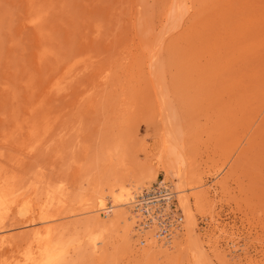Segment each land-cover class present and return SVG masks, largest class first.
<instances>
[{
    "label": "rangeland",
    "instance_id": "374dc122",
    "mask_svg": "<svg viewBox=\"0 0 264 264\" xmlns=\"http://www.w3.org/2000/svg\"><path fill=\"white\" fill-rule=\"evenodd\" d=\"M184 1L0 0V183L61 198L57 264H264V0ZM120 185L172 199L115 224ZM10 213L0 264L35 246Z\"/></svg>",
    "mask_w": 264,
    "mask_h": 264
},
{
    "label": "bare ground",
    "instance_id": "6f19581e",
    "mask_svg": "<svg viewBox=\"0 0 264 264\" xmlns=\"http://www.w3.org/2000/svg\"><path fill=\"white\" fill-rule=\"evenodd\" d=\"M181 1H184V0H174L175 5H176L178 10L180 9L181 4L183 3V2L181 3ZM163 38H164V36H163ZM155 54L153 55V57L155 56ZM157 54H159V53H157ZM177 162L180 166L184 165V160L182 157H177ZM178 171H180V170H178ZM182 173H183V170L180 172L176 171L173 176L176 179L175 182H176V186L178 189L177 194L179 195V202H180L179 204H181L182 213H183L185 219L187 220L188 233L191 234V231H193V229H195V227L197 226L196 225L197 223L195 220V215H194L195 213H193V206L190 202V197L183 195L185 192H187L188 188L186 189L187 186L184 185L185 178L182 176L183 175ZM201 186H203V185L200 184L199 187H201ZM139 191L140 190H138V193H139ZM117 192H119V193H117ZM131 192L132 191L130 189H127V187L120 185L119 191H113L111 193V195H113L112 207H108V205H106V203L104 201V198H101L100 203L98 204V207H97V212L100 211L105 215L106 213H112L115 211L114 212V213H116V215L114 217V220H116L115 224H120L122 222L124 223L126 221H129L128 218H126V217L128 216V214L130 215V213H128L126 216H124V215L122 216L120 212H116V211H118L117 209L120 207L127 206V207L131 208L132 212L134 209L141 210L142 207L143 208L146 207V209H148V211H149V207L152 205V203L154 204L155 202H160V201H168L169 202L172 199V193L163 194V195H161L163 197V199H159L158 197H147L145 195L138 196L139 198L137 196L133 197V193H131ZM51 194H53V193H51ZM51 194L46 195V197H44L45 198L44 201L41 199L43 201V204H41L39 209H38V211L40 213L39 215L41 216L45 212V213H47L46 217L40 219L38 222L37 221L33 222L32 220L28 219L29 214L27 213V207L30 203V200L20 199L19 198L20 195H17V191L13 190V187L12 188L9 187L8 183L6 184V182H4L3 184L0 183V218L3 214L6 215V214H11L10 212H16L24 220L28 219V220H25L26 223H29L30 226L34 227V229L32 230V236L31 237H32V242L35 244V246L31 247V249H29L26 252V254L24 253L25 257L22 260L20 259V261L19 260L14 261V262H11L10 264H57V263H59V261H61V259L65 255L64 253L66 252V250L64 248H62L61 245L59 244V242L56 240L55 229L53 227L55 219L52 218L54 216L49 217V214H48V211L50 210V208L58 205L59 202L61 201V198H58L54 194L53 195H51ZM134 214H138V212H135ZM133 215L130 217L134 218ZM100 218H102L101 214H100ZM139 218H138V221L140 220ZM152 219L154 220L153 223L157 221L154 219V217ZM3 221H4V218H3ZM133 221H131V222H133ZM182 221H184V218H182ZM1 222H2V219H1ZM1 222H0V225H1ZM152 224H147V225L152 228L153 227ZM147 225H146V227H147ZM7 232H8L7 227H0V247H4L9 243L8 237L6 235ZM172 234L173 233L171 232L170 236ZM158 235L160 236L159 232H157V229H156V232L154 235L155 239H157L158 241L168 243L169 240L159 238ZM149 236L151 237L152 235H149ZM157 242L152 241L150 245L151 246L154 244L159 245L160 242L159 243H157ZM148 243H150V242H148ZM164 245H166V244H164ZM93 246L95 247V246H97V244L92 245V247ZM194 247H196V246H194ZM194 247H192V250L195 249L198 252V254H200L201 253V250L199 249L200 246L197 248H194Z\"/></svg>",
    "mask_w": 264,
    "mask_h": 264
},
{
    "label": "built area",
    "instance_id": "2783aa9c",
    "mask_svg": "<svg viewBox=\"0 0 264 264\" xmlns=\"http://www.w3.org/2000/svg\"><path fill=\"white\" fill-rule=\"evenodd\" d=\"M161 222L158 230L159 234L165 235V237L170 236V233L172 232V228L174 225L171 222H169L167 219Z\"/></svg>",
    "mask_w": 264,
    "mask_h": 264
}]
</instances>
